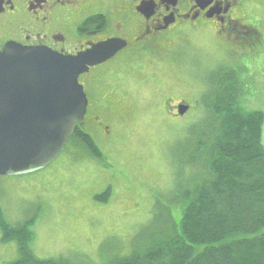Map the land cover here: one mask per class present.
Returning <instances> with one entry per match:
<instances>
[{"label":"rangeland","instance_id":"374dc122","mask_svg":"<svg viewBox=\"0 0 264 264\" xmlns=\"http://www.w3.org/2000/svg\"><path fill=\"white\" fill-rule=\"evenodd\" d=\"M261 3L253 0L241 14L234 13L246 25L250 16L256 21L248 46L203 33L182 44L172 62L146 56L133 66L129 60L108 66L99 84L103 92L97 114L102 125L97 129L88 123L100 159L71 143L40 171L0 176L2 217L12 224L33 220L29 250L34 258L107 264L114 256L129 254L131 243L161 222L164 207L174 214L177 182L189 185L187 180L201 171L178 153H185L188 131L199 119V98L212 89L224 68L242 83L241 108L263 113L264 148ZM107 90H113L109 99L103 95ZM183 100L192 109L179 117L170 106ZM1 238L2 232L0 264H12L19 259L18 246Z\"/></svg>","mask_w":264,"mask_h":264},{"label":"trees","instance_id":"16d2710c","mask_svg":"<svg viewBox=\"0 0 264 264\" xmlns=\"http://www.w3.org/2000/svg\"><path fill=\"white\" fill-rule=\"evenodd\" d=\"M211 86L197 102L199 119L188 131L186 151L178 153L201 171L189 185L177 182L174 214L164 207L161 222L134 240L129 254L107 264H264L263 113L241 108L242 83L231 69ZM90 120L76 127L69 144L99 158ZM32 222L9 225L0 210L2 240L15 241L20 254L12 264H65L62 257H33Z\"/></svg>","mask_w":264,"mask_h":264},{"label":"flooded vegetation","instance_id":"af4514ba","mask_svg":"<svg viewBox=\"0 0 264 264\" xmlns=\"http://www.w3.org/2000/svg\"><path fill=\"white\" fill-rule=\"evenodd\" d=\"M252 1L0 0V53L14 44L76 56L108 41L122 42L123 47L112 57L78 77L88 99L80 126H85L89 117L97 128L102 125L96 115L103 92L99 84L107 76L108 66L128 60L136 63L146 56L172 62L182 44L203 33L248 46L252 31L256 33V21L250 16L246 25L234 13L241 14L244 5L248 9ZM256 1L264 4V0ZM112 92L103 95L109 99Z\"/></svg>","mask_w":264,"mask_h":264},{"label":"water","instance_id":"95a60500","mask_svg":"<svg viewBox=\"0 0 264 264\" xmlns=\"http://www.w3.org/2000/svg\"><path fill=\"white\" fill-rule=\"evenodd\" d=\"M123 47L112 40L76 56L14 44L0 53V176L47 167L65 148L86 113L78 76ZM188 106L180 104L178 115Z\"/></svg>","mask_w":264,"mask_h":264}]
</instances>
